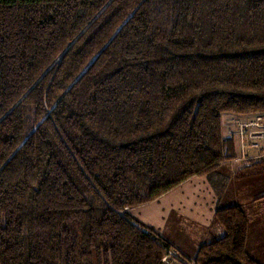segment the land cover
Wrapping results in <instances>:
<instances>
[{"label":"trees","instance_id":"16d2710c","mask_svg":"<svg viewBox=\"0 0 264 264\" xmlns=\"http://www.w3.org/2000/svg\"><path fill=\"white\" fill-rule=\"evenodd\" d=\"M225 113H264V0H0V264H161L127 210L211 181ZM214 220L192 264H259Z\"/></svg>","mask_w":264,"mask_h":264},{"label":"crops","instance_id":"0c3cea01","mask_svg":"<svg viewBox=\"0 0 264 264\" xmlns=\"http://www.w3.org/2000/svg\"><path fill=\"white\" fill-rule=\"evenodd\" d=\"M233 174L235 177L236 172ZM214 185L205 177H193L158 200L129 209L127 213L151 228L164 242L175 248L184 261L192 264L201 245L217 240L224 234L214 220L215 211L227 205H237L247 216V252L253 260L264 264V211L258 206L264 195L251 199L248 204L251 209L245 210L243 205L235 203L233 193L230 194L223 183L217 187ZM171 217L173 222L169 229L167 222Z\"/></svg>","mask_w":264,"mask_h":264},{"label":"rangeland","instance_id":"374dc122","mask_svg":"<svg viewBox=\"0 0 264 264\" xmlns=\"http://www.w3.org/2000/svg\"><path fill=\"white\" fill-rule=\"evenodd\" d=\"M255 114H261V113H255ZM251 115L254 114H250V115H241V114H233V113L222 114L221 115V122L223 123L222 133L225 127L224 126L225 122H230L231 120H235L238 118L249 117ZM261 161H264V159H261L260 161L254 160L246 163H239L237 161H234L233 158L231 161L224 163V165L219 168V170L217 171V175L211 178V182L213 183V185L215 184L214 186L216 187L217 185H220V183H223L225 189H227L230 194L233 193V197L236 200L235 203H237L238 205H243L242 207L245 210H250L251 205H248L251 203L250 200L256 196L261 197L264 195V166L263 168L261 167L262 169H257L259 167L253 166L248 168V166L242 164H256ZM235 172L236 174L234 177L233 173ZM262 199L264 200V198ZM263 200H261V203L258 206H260L259 209L264 211ZM133 219L136 220L135 218ZM136 222L141 223L138 220H136ZM172 222H173V217H171L170 220L167 222V227L169 229L172 228ZM143 226L146 227L144 224Z\"/></svg>","mask_w":264,"mask_h":264},{"label":"built area","instance_id":"2783aa9c","mask_svg":"<svg viewBox=\"0 0 264 264\" xmlns=\"http://www.w3.org/2000/svg\"><path fill=\"white\" fill-rule=\"evenodd\" d=\"M223 136L234 143V161L246 163L264 159V113L225 122ZM252 153V154H251ZM161 264H188L180 253L164 247Z\"/></svg>","mask_w":264,"mask_h":264}]
</instances>
